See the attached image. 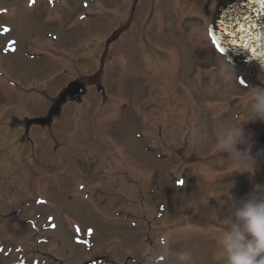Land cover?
<instances>
[{
  "label": "rangeland",
  "instance_id": "1",
  "mask_svg": "<svg viewBox=\"0 0 264 264\" xmlns=\"http://www.w3.org/2000/svg\"><path fill=\"white\" fill-rule=\"evenodd\" d=\"M28 1L0 0V264H148L162 236V264H226L231 204L264 184V161L219 143L260 118L256 87L209 45L218 0ZM77 76L79 108L30 128Z\"/></svg>",
  "mask_w": 264,
  "mask_h": 264
},
{
  "label": "clouds",
  "instance_id": "2",
  "mask_svg": "<svg viewBox=\"0 0 264 264\" xmlns=\"http://www.w3.org/2000/svg\"><path fill=\"white\" fill-rule=\"evenodd\" d=\"M255 60L259 69L257 79L264 83V54ZM221 71L235 81L243 77L242 70L231 61ZM250 111L254 118L264 120V88H253ZM219 138L221 149L229 153L234 163L252 158L254 141L242 123L223 125ZM238 145L244 146L243 149ZM258 155H264V149H260ZM231 207L234 219L229 221L226 234L220 240L226 253V264H264V184L254 185L245 197L233 200ZM160 240L161 252L153 253L150 248L146 249L148 264H162L161 257L167 258V237L162 236ZM176 256L180 261H186L190 254L180 252Z\"/></svg>",
  "mask_w": 264,
  "mask_h": 264
},
{
  "label": "water",
  "instance_id": "3",
  "mask_svg": "<svg viewBox=\"0 0 264 264\" xmlns=\"http://www.w3.org/2000/svg\"><path fill=\"white\" fill-rule=\"evenodd\" d=\"M210 33L225 49L223 54L235 65L246 67L256 63L255 59L264 54V2L220 0L218 11L210 25ZM232 41L236 43L233 44ZM245 44L249 46L245 47ZM80 86L76 83L70 84L67 94H72L71 88H80V91H77L80 94L81 88L83 89L81 84Z\"/></svg>",
  "mask_w": 264,
  "mask_h": 264
},
{
  "label": "flooded vegetation",
  "instance_id": "4",
  "mask_svg": "<svg viewBox=\"0 0 264 264\" xmlns=\"http://www.w3.org/2000/svg\"><path fill=\"white\" fill-rule=\"evenodd\" d=\"M249 73H248V78L251 79V82L258 84L257 87H262L261 86V81L257 79V74H258V67L256 66H252L248 69ZM80 101V99L78 100H73L71 99L70 96H63L61 95V98H60V102L58 103V107H64L65 105H68V104H78ZM57 108V107H56ZM79 108V107H77ZM68 110V109H67ZM52 113V112H51ZM45 118L47 121L45 122V125H42L43 127H50L51 123L53 122V116L52 114H48L47 116L43 117ZM35 127H41V125H37ZM249 132L252 133V139L254 141V143H257L258 146L256 147V149L258 151H260L261 149V144H264V121H261L258 120L257 122L255 123H252V126L250 125L249 127ZM259 147V148H258ZM252 149H255L254 147ZM259 157V155H257ZM255 157V156H254Z\"/></svg>",
  "mask_w": 264,
  "mask_h": 264
},
{
  "label": "snow or ice",
  "instance_id": "5",
  "mask_svg": "<svg viewBox=\"0 0 264 264\" xmlns=\"http://www.w3.org/2000/svg\"><path fill=\"white\" fill-rule=\"evenodd\" d=\"M31 2L34 3L35 0H31ZM262 2H264V0H262ZM5 31H7V29H5ZM242 31H243V29H242ZM229 34L231 35V33H229ZM213 43L215 44V46H216V48H217V50H218L219 52L223 53V52L225 51V49H224L223 47H221L219 41L217 40V38H216L214 35H213ZM232 43L235 44L236 41H232ZM244 46H245V47H248L249 45H248V44H245ZM253 51H255V49H253ZM241 83H244V81L242 80ZM179 183L182 184L183 181H179Z\"/></svg>",
  "mask_w": 264,
  "mask_h": 264
},
{
  "label": "bare ground",
  "instance_id": "6",
  "mask_svg": "<svg viewBox=\"0 0 264 264\" xmlns=\"http://www.w3.org/2000/svg\"><path fill=\"white\" fill-rule=\"evenodd\" d=\"M17 50V49H16Z\"/></svg>",
  "mask_w": 264,
  "mask_h": 264
}]
</instances>
